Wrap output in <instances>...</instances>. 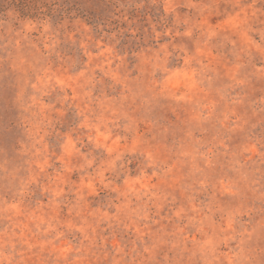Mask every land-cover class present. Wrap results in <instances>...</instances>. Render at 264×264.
I'll use <instances>...</instances> for the list:
<instances>
[{
    "label": "rangeland",
    "instance_id": "rangeland-1",
    "mask_svg": "<svg viewBox=\"0 0 264 264\" xmlns=\"http://www.w3.org/2000/svg\"><path fill=\"white\" fill-rule=\"evenodd\" d=\"M0 264H264V0H0Z\"/></svg>",
    "mask_w": 264,
    "mask_h": 264
}]
</instances>
